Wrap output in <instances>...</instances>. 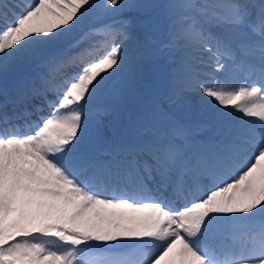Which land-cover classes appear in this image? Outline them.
I'll return each instance as SVG.
<instances>
[{
    "label": "snow or ice",
    "instance_id": "6c2138e0",
    "mask_svg": "<svg viewBox=\"0 0 264 264\" xmlns=\"http://www.w3.org/2000/svg\"><path fill=\"white\" fill-rule=\"evenodd\" d=\"M0 264H264V0H0Z\"/></svg>",
    "mask_w": 264,
    "mask_h": 264
},
{
    "label": "rangeland",
    "instance_id": "374dc122",
    "mask_svg": "<svg viewBox=\"0 0 264 264\" xmlns=\"http://www.w3.org/2000/svg\"><path fill=\"white\" fill-rule=\"evenodd\" d=\"M113 12V9H112ZM111 16V15H110ZM110 16L107 17L108 20L112 19H120V18H130L136 17L140 21L135 25L132 29L136 32V34L141 37L144 36V22L150 24L153 29H155L151 34L156 39H162L163 35L159 28L157 27L159 21L156 20L154 17L149 18L148 16L140 15L139 13L127 12L125 16H113V18L109 19ZM94 39H99V37H95ZM127 47L131 52L133 49V43L129 41L127 43ZM181 53L176 51L172 54V56L168 59L165 58H156L152 63H149L146 66V86L142 89L141 94L136 97H129L125 94H118L114 101L119 104L123 111H122V123L127 122L128 116L131 113L132 116H135L144 108H146L154 98L163 99L166 94L168 93L169 89L172 87V76L174 74V70L176 68V64L179 62V57ZM204 71L210 72L211 68L204 67L203 65H199ZM206 78V77H204ZM237 79L242 82V79L237 74ZM127 111V112H126ZM186 119L195 122L197 120L203 119L204 117L196 111L195 108L187 111L184 113ZM119 132L117 129L116 134ZM210 132H205L206 136H209ZM115 134V135H116ZM203 134V135H204ZM105 135L108 139L113 138V133L109 130L105 131ZM204 135V136H205Z\"/></svg>",
    "mask_w": 264,
    "mask_h": 264
},
{
    "label": "bare ground",
    "instance_id": "6f19581e",
    "mask_svg": "<svg viewBox=\"0 0 264 264\" xmlns=\"http://www.w3.org/2000/svg\"><path fill=\"white\" fill-rule=\"evenodd\" d=\"M101 2H102V0H101ZM117 9H113V13H117ZM133 13H136V12H133ZM125 14H127V12H123V13H118V14H116V16L118 15V16H125ZM137 14V13H136ZM113 16H115V15H111L110 16V18L109 19H111V18H113ZM127 112V111H126ZM123 124V123H122ZM209 135H211V133H208ZM117 136L119 135V132L116 134ZM205 135V134H204ZM206 136V135H205ZM114 138V137H113ZM112 138V139H113Z\"/></svg>",
    "mask_w": 264,
    "mask_h": 264
}]
</instances>
